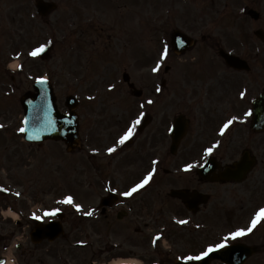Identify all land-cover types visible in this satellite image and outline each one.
<instances>
[{"label":"rangeland","instance_id":"1","mask_svg":"<svg viewBox=\"0 0 264 264\" xmlns=\"http://www.w3.org/2000/svg\"><path fill=\"white\" fill-rule=\"evenodd\" d=\"M48 1L58 3V10L47 19L41 20L34 12L30 16V12L34 10L32 0H0V20L5 19L6 25L0 33V125L12 128L6 134L0 132V187L5 185L8 188L10 191L8 197L11 199L17 196V193H24L32 201L51 197L50 206L44 204L45 206L63 208L62 202L54 204L52 199L56 195L54 193L62 190L61 188L77 192L81 186L78 178H82L83 170L89 167L86 164V150H77L66 156L61 143L47 142L38 148L24 143L18 132L15 137L11 136L13 131L21 127L20 118L23 112L20 98L25 93L33 91L32 85L37 79L47 77L51 80L61 113L67 112L64 105L67 96L73 95L80 101L77 109L80 131L83 129L87 133L92 127L93 129L89 131L91 139L98 143V139L106 140L107 134H111L113 130H122L134 112V107L139 105L138 99L131 95L122 81L124 72H127L136 87L143 91V97L149 95L150 90L159 89L161 46L165 41H170L175 29L188 33L199 42L206 36V44L215 45L217 50L222 46L225 50L250 60L264 58L261 53L262 47L254 37L257 29L264 30V0ZM245 4L248 5V9H254L261 14L258 22L244 17L240 12L239 7ZM51 44L54 45V49L47 61H40L39 55L35 57L30 55L33 50ZM203 47L207 48L204 42L199 43L196 49L183 59L189 60L200 54ZM208 54L209 51L205 50V57H208ZM173 56L170 55L168 65L176 62L177 59ZM13 64L16 65L15 69H18L13 72L14 82L11 81L10 75L4 73V69L11 68ZM157 67L159 71H153ZM209 70L212 73L216 72V68L211 65ZM256 78L254 73L250 76L252 81ZM240 84L241 79H235L233 83H222L220 87L225 86L226 92L232 89L237 93L240 91ZM229 85L231 88H228ZM167 90L168 116H171L176 112L181 94L178 95V88L174 83H171ZM224 118L223 116L220 121ZM108 139L112 140L111 137ZM85 144L86 149L93 147V143ZM231 145L234 146L232 153L244 146L240 128L237 133H233V138L227 141V147ZM58 165L62 166V172L51 170V166L54 169L59 168ZM49 169L52 174L54 173V177L48 173ZM254 176L260 177V174ZM251 182H254V179ZM256 182L258 183V180ZM249 185L252 186L251 183ZM160 192L161 202L167 203V209H176L173 211L179 212L180 215L182 210L176 204H170L172 201L166 198L165 190L161 189L158 193ZM211 193H214L211 209H214L213 214L217 213L214 216L221 222H224V217H219V214L226 212L228 208L235 211V205L245 202L252 206L250 209L252 210L264 201V196L252 198L250 192L245 191V184L226 189L213 187ZM77 194L79 199L80 196L82 198L83 192ZM85 199H90L88 203L91 205L84 202L85 208L81 214L85 218L78 215L84 220L82 225L71 227L69 230L67 220L64 228L71 235L70 237L68 234L69 242L67 239H61L52 245L49 255L46 254L44 257L47 264H63V260L59 258L61 256L65 258L67 264H89L95 259L91 255L82 256L75 246L80 237L83 239L82 232L90 233L92 229L96 230L98 224L96 222L98 217L95 215L97 203L94 202L93 205L94 195L88 193ZM73 209L74 207L72 210L66 207L65 211L71 215ZM88 212L92 215H87ZM159 212L148 209L146 221H149L151 214V219L157 223L160 218ZM199 217H211V214L205 216L200 213ZM10 223L9 220L5 222ZM115 223L112 217L109 229L117 230L119 233L122 230L127 232V225L115 226ZM142 225L139 224L137 227ZM134 228L135 226L130 227L129 236L126 233L128 237H136ZM156 228L154 226L147 228L151 230L149 235L158 232ZM213 231L215 232V229ZM188 236H193L196 241L202 240L200 235H195L192 231L181 232L177 238L183 239ZM90 242L98 246L94 238L90 239ZM45 251L46 249L41 250ZM1 252L0 249V254ZM156 255L152 248L151 256L147 257L149 262L161 258ZM115 257L117 259L102 264L132 258L118 254ZM136 258L139 259L134 257Z\"/></svg>","mask_w":264,"mask_h":264},{"label":"flooded vegetation","instance_id":"2","mask_svg":"<svg viewBox=\"0 0 264 264\" xmlns=\"http://www.w3.org/2000/svg\"><path fill=\"white\" fill-rule=\"evenodd\" d=\"M204 45L210 47V44L207 45L206 42H204ZM255 61L256 65H251L249 72L241 73L244 91H242L243 95H241L239 102L232 100L231 91L226 92L225 86L220 87L222 83H229L228 75H231L232 72L231 69L226 67L222 59L205 56L189 60L185 58L183 62L186 63V66L175 65L172 68L173 74L171 76L176 75L178 79L176 82L177 93L178 95L181 94L177 114L184 115V118L189 120L187 134L174 153L172 152L169 135L166 89L162 91L158 99H154L152 105L148 106L150 122L143 131L136 129L133 136L124 144L119 143L122 137L121 130L107 134L106 140L98 139L97 147L101 160L98 167L104 165L106 169L104 172L100 168L97 184L99 186L104 184L103 178L106 173L110 179V185H105L104 188L105 190L114 191L116 201L113 203L114 205H111L106 217H113L115 213L116 219L121 222L128 219L130 223L141 224L152 205L161 206L163 204L161 202L162 192H158L161 189L166 191L169 185L174 186L177 190H182L185 194L201 192L202 188L208 186L234 185L222 183L220 174L226 166L240 160L244 152H248L249 157L254 158L257 163L246 181L241 185L245 184V191H249L252 198L257 199L264 196V132H256L252 129V115L248 114L251 113L253 100L249 96V91H247L248 87H250L252 93L256 90H263L264 60L255 59ZM209 65L216 68L215 73L210 72ZM167 73L164 72L162 79L167 77ZM253 73L257 78L255 81H249V85L245 77L249 78ZM149 92L153 97H156L153 91ZM237 111H240L239 122L224 123ZM223 116L225 118L220 121ZM134 121H136V118L131 117V123ZM225 124H228L227 128L224 127ZM221 126L224 127L223 131H221ZM228 128H231L229 132L227 131ZM239 128L244 146L239 151L236 150L235 153H232L234 146L231 145L228 148L227 141L233 138V133H237ZM85 136L87 137L88 134L86 133ZM108 137L116 139L110 141ZM87 141L90 144L93 142L92 139ZM109 148H115L116 151L109 153ZM208 148L213 149L211 155L206 151ZM208 161H211L212 164L209 167L210 169L204 173L207 180L201 179L203 177L199 174V169ZM189 164L193 167L191 170H186V166ZM153 170L152 184L149 182L131 196L124 195L133 188L135 182L145 179ZM170 172L173 175L170 179H167ZM258 173L260 177L254 176ZM253 179L254 182H251ZM169 181H171L170 184ZM250 183L252 186L249 185ZM196 186H199L200 189H197ZM180 204L184 206L181 201ZM6 207V202L2 200L0 209ZM235 207V211H232V208L227 209L225 219V230L228 227L229 245L243 243L255 248L256 254L247 259L245 264H264V218L259 220L255 228L252 227V222L255 220L257 213L264 209V201L252 210H250L252 206L245 202L235 205ZM151 218V214H149V221ZM203 224L207 226L206 223ZM19 228H21V224H19ZM241 229L246 234L232 240L230 238L231 234ZM249 229L252 230L249 232ZM5 235L3 234V236ZM181 241L182 238L171 237L172 245L176 247L175 255L185 258L199 255L205 248L210 246L213 240L210 238L207 241L197 240L189 245L185 242L179 245ZM258 241H261V243H258ZM137 242L138 246H143L146 243L144 235L143 239ZM211 245L214 246V244ZM131 246L136 247L137 244L132 242ZM20 250L23 256H34L37 252V250L33 251L25 247H20ZM163 256L166 259L162 261V264H175L173 252L164 253ZM212 264L222 263L215 261Z\"/></svg>","mask_w":264,"mask_h":264},{"label":"water","instance_id":"3","mask_svg":"<svg viewBox=\"0 0 264 264\" xmlns=\"http://www.w3.org/2000/svg\"><path fill=\"white\" fill-rule=\"evenodd\" d=\"M39 9L42 14H46L50 10H53L55 6L52 4H45L41 1L38 2ZM255 18H257L255 16ZM178 34H175V38ZM47 58V55L44 56V59ZM228 59V64L241 68L244 66V63L239 61L237 58L226 56ZM36 89L38 94L36 95H27L22 99V104L26 112V120L29 122L26 125V138L30 141H45L47 139L63 140L68 144L71 149H74L78 145V134H77V124L76 116H67L61 117L57 112V107L55 106L56 99L53 95L52 88L48 84H36ZM73 99H69L67 105L71 108L69 103ZM50 112L51 117L55 121V126L51 127L47 123V114ZM257 114L256 122L262 120L264 122V96L258 101L257 104ZM49 230V231H48ZM39 232H43V235L46 236L48 232H54V229L51 227L39 229ZM55 237H50L54 239Z\"/></svg>","mask_w":264,"mask_h":264},{"label":"snow or ice","instance_id":"4","mask_svg":"<svg viewBox=\"0 0 264 264\" xmlns=\"http://www.w3.org/2000/svg\"><path fill=\"white\" fill-rule=\"evenodd\" d=\"M44 50H45L44 46H41V47L33 50L30 53V55H32V56L35 57V56L39 55L40 53H42ZM168 55H169L168 49H167V47H165L164 50H163V52H162V57L164 59H167ZM153 71H159V67L154 68ZM39 82L42 83V84H46L47 83V78L45 77V78L41 79ZM242 95H243V93H242ZM148 103H152V101H148ZM248 114L251 115V113H248ZM140 122H141L140 119H137L133 123V125L131 126V128H129V130L120 138V141H119L120 144H124L127 140H129L133 136V134H134V132L136 130V126L139 125ZM24 123H25V125H27L29 122L27 120H25ZM47 123L51 127H54L55 126V121L51 117L50 112L47 114ZM230 123H231V121H229V124ZM0 127H3V126L0 125ZM224 127L227 128L228 127V124H225ZM20 131L26 132L27 131V128L26 127L25 128H21ZM115 151H116L115 148H109L108 149V152L109 153H112V152H115ZM206 151H207V153L209 155H211L213 149L212 148H208ZM154 163H156V162L154 161ZM192 167H193V165L189 164V165L186 166V170H191ZM153 174H154V170H153V172H150L147 175V177L140 184H138L135 187H133L129 192L124 193V195L131 196L138 189L143 188L145 185H147L151 181ZM66 202L69 203V204L73 203V198L71 196H69L67 198V201ZM76 208H77L78 211L81 210V206L80 205H76ZM55 214H56L55 212L45 213V215H48V216H54ZM87 215H92V213L91 212H88ZM262 218H264V209H261L260 212L257 214L256 220H253V222H252V227L255 228V226L257 224V221H259ZM36 219H42V218L41 217H36ZM181 223H185V221H181ZM251 230L252 229H249L248 231L250 232ZM245 234H246L245 231L243 229H241V230H239L237 232L232 233L231 236H230V238L232 240H235L238 237L244 236ZM227 240H228V238H225L224 242H222L220 244H217V245H214V246L213 245H210L207 248V250L206 251H203L201 254L196 255V256H187L186 259L188 261H203L206 258L210 257V254L211 253H214V252L218 251L219 249L225 248L227 246Z\"/></svg>","mask_w":264,"mask_h":264},{"label":"bare ground","instance_id":"5","mask_svg":"<svg viewBox=\"0 0 264 264\" xmlns=\"http://www.w3.org/2000/svg\"><path fill=\"white\" fill-rule=\"evenodd\" d=\"M14 66V65H13ZM115 264H136L135 262H132V261H118L117 263Z\"/></svg>","mask_w":264,"mask_h":264}]
</instances>
